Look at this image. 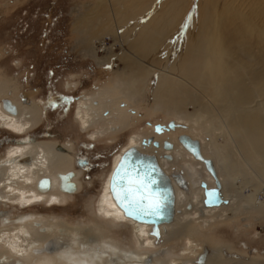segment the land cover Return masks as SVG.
Masks as SVG:
<instances>
[{"label": "bare ground", "instance_id": "bare-ground-1", "mask_svg": "<svg viewBox=\"0 0 264 264\" xmlns=\"http://www.w3.org/2000/svg\"><path fill=\"white\" fill-rule=\"evenodd\" d=\"M191 2V0H97L94 8L90 7L77 15L73 24L74 30L79 33L82 42L91 45L83 47L96 61L115 69V83L127 95L142 94L148 84V78L159 71L158 79L153 82L151 89L156 102L179 113H186L185 106L188 103L198 104L205 114L196 121L204 125L212 136V142L219 154L220 168L228 172L232 184L239 181L247 190L249 187L248 193L243 195L244 198L247 197L250 206L259 207L263 211L264 197L258 198V193L264 194V0H199L190 23L188 26L185 25L188 27L187 30L179 33L178 25L183 22ZM244 2H247L246 12L241 10ZM174 35L177 36L175 38L177 40L172 43ZM108 36L111 41L109 43L105 41ZM116 43L118 48L121 47L119 53L115 49ZM100 47L103 48V52L98 55L96 48ZM165 48L168 49L167 55L164 60H160L161 51ZM103 53L105 57L100 55ZM133 53L136 57H133ZM92 97L90 94L81 96L74 113L85 131L93 127L94 121L100 119V115L95 113L99 108L102 109V103L97 105ZM205 99L207 102L203 103ZM15 108L16 112H10L0 103V123L12 133L23 135L30 124L32 125L30 111L28 112L29 109L26 107L20 109L16 104ZM99 127L96 132H92L91 137L95 138L99 133L104 134L107 131L104 126ZM138 139L131 137L127 145L115 154L113 166L127 146L142 145V141ZM219 139H223L225 143L222 144ZM198 141L201 150L203 145L200 140ZM183 147L188 152L182 148L180 150L192 164L198 168L201 164L196 160L204 164L184 145ZM52 153L45 148H34L32 145L10 146L4 160L0 162L2 195L0 197L5 202L13 201L23 208H30V205L43 202H47L48 207L61 206L72 198L74 196L72 192L76 190L75 194L80 187L74 178L75 171L71 172L74 174L71 178L74 182L73 187L59 190L57 176L61 177L62 171H56L53 175ZM200 169L202 177L213 184L215 178L212 173L206 167L203 169L201 166ZM214 169L219 179L218 167L214 165ZM110 172L111 169L96 200L95 214L100 219L131 224L138 246L142 249L153 247L155 238L150 233L151 225L124 215L113 199L109 189ZM42 175H47L50 181L49 187L43 189L36 186L38 177ZM180 178L182 179V176ZM219 181L221 193L227 195L225 185L222 192L221 179ZM181 184L183 187L186 186L183 179ZM63 186L66 187V184ZM196 189H200L199 185ZM244 191L245 189L241 193ZM182 194L180 192V195H175V213L172 220L159 224L160 238L167 229L164 224L173 222L177 201L178 198L179 200L183 198ZM234 198L237 200L236 196ZM228 202L227 198L226 202L223 201L225 204ZM232 202L233 199L231 204ZM223 203L205 206H220ZM209 211H211L208 212L209 219L210 213L223 217L225 207H213ZM18 220L20 223L13 226V229L7 231L0 229V249L4 251L0 254V262H9L14 258L18 261L23 260V264H96L98 262L93 261L100 260L99 253L103 252L111 258L108 259L111 261L110 264L144 262L145 256L139 257L125 250L117 252L118 250L110 246H106L105 251L100 249V252L92 251L95 257L83 251H80V254L85 255L79 256L78 251L73 249L75 246L73 248L65 246L64 240L67 237L63 228H59L55 234V237L59 238L56 241L50 234L52 232L47 231L49 225L45 226L40 219H34L32 214L20 216ZM57 245L67 247L66 251L63 249L54 253L56 256L52 257L51 253L55 252ZM202 251L207 254L211 247L205 243ZM113 256L119 261L114 260ZM204 259L202 261L199 259V263H203ZM150 260L148 257L144 264ZM170 263L176 264V261Z\"/></svg>", "mask_w": 264, "mask_h": 264}, {"label": "rangeland", "instance_id": "rangeland-1", "mask_svg": "<svg viewBox=\"0 0 264 264\" xmlns=\"http://www.w3.org/2000/svg\"><path fill=\"white\" fill-rule=\"evenodd\" d=\"M191 1L189 13L178 25L179 33L187 30L186 26L190 23L192 13L199 2V0ZM96 2L97 0H0V103L2 104L3 97H8L19 105L20 109L22 107L29 109L32 122L29 128H32L31 131L37 129L38 132L36 139L31 140L34 142L29 140L27 145H32L34 148L42 147L53 152V164H51L53 175L56 171L72 168L79 174L77 180L80 186L75 194L76 190L72 192L74 195L72 198L61 206L51 207L54 209L48 210L38 205L26 210L0 205V210L6 209L1 218L13 216L11 219H15L23 214H32L34 219H40L46 224L45 226L49 225L47 231L52 233H47H50L56 241L59 238L55 237V234L59 228H63L65 237L68 238L63 239L65 246L72 248L75 246L73 249L78 251L79 256L89 252L95 257V251H105L106 246H110L118 250L117 252L125 250L139 257L145 256L144 259L150 257L151 264H171L173 260L176 264H203L194 260L202 243H206L217 249V254L211 258L214 263L207 261L208 264H264V210H260L259 207L248 212L244 210L243 205L249 202L243 195L248 193L249 187L247 190L239 181L232 184L228 172L220 168L219 154L212 142V136L204 125L196 121L205 114L200 106L196 103H188L185 106L186 113H179L156 102L151 89L153 82L158 79L159 71L158 74L156 72L148 78V84L142 94L129 96L116 85L115 69L96 61L84 49L83 46L91 47V45L80 40L79 33L74 30V20L81 12L87 11L90 7L94 8ZM241 10L247 11V2L242 4ZM191 31L192 34L193 29ZM107 38L105 41L111 42L110 37ZM175 38L176 35L171 39L172 43L177 40ZM96 49L98 55L103 52L102 47ZM115 49L118 53L121 51L117 43ZM167 50L165 48L161 51L160 60L165 59ZM100 55L105 57V53ZM134 55L135 53L133 57H136ZM89 94L93 96L92 99L97 105L102 103V109L99 108L95 113L100 115V119L94 121L93 127L85 131L74 113L78 99ZM23 95L30 99H21ZM204 102L207 100L205 99ZM170 119L180 125L175 132H173L174 128L170 129L164 124ZM156 121L163 124L162 128L166 129L161 132L154 130ZM99 126H104L107 131L104 134L99 133L95 138L91 137L92 132H96ZM174 127L176 128L177 125L175 124ZM45 130L51 135L43 133ZM152 133L159 140V145L150 146L151 144L147 143L148 148L145 151L148 150L149 153L155 151L161 163L168 161L166 154H170L172 160L170 166L181 176H186L187 179L183 177V181L187 187L189 186L187 180L191 184L188 200L193 203V207L190 210L186 207L187 195L181 200L178 198L173 222L164 224L167 229L161 238V232L158 239L154 236L153 247L142 249L134 239V228L131 224L100 219L95 214L96 200L115 154L127 145L131 137L134 136L142 141ZM181 133L200 140L204 149L203 154L213 159L214 165L218 167V175L225 185L227 195L233 199L231 207H225L223 217L217 216L218 214L213 216L210 213L211 219H209L208 212H211L209 210H204L205 215L199 214L197 207L201 204L194 201L201 190V188L196 189L198 185L201 187L198 182L204 180L200 168L202 166L204 169L205 166L201 161L196 160L201 164L198 168L180 150L177 135ZM12 134L14 133L0 123V137H2L0 157L4 156L5 147L9 143L19 142L20 139L12 138ZM163 138L171 140L172 146L163 147ZM90 139L93 141L89 142ZM219 140L223 142L222 144L225 143L223 139ZM20 144L25 145V143ZM142 144L144 145L143 141ZM182 149L186 150L184 147ZM77 152L88 155L96 162L94 168L88 171L90 176L87 178L81 175L83 172L80 168H73ZM244 189L246 192L242 194ZM263 197L262 192L258 193V198ZM228 212H233L234 216L228 218ZM0 227L3 231L14 228L11 224ZM98 245L102 247L99 248ZM60 247L57 245L55 252L51 253L52 257L56 256L54 253L63 249L66 251L67 247ZM80 251L85 254L82 252L80 254ZM2 252L4 251L0 249V254ZM105 254L106 252L99 253L100 260L93 262L110 264L111 258ZM113 259L119 261L115 256ZM11 262L23 264V260Z\"/></svg>", "mask_w": 264, "mask_h": 264}, {"label": "flooded vegetation", "instance_id": "flooded-vegetation-1", "mask_svg": "<svg viewBox=\"0 0 264 264\" xmlns=\"http://www.w3.org/2000/svg\"><path fill=\"white\" fill-rule=\"evenodd\" d=\"M21 99H23V100H27V99H30V98H26L24 95L23 96H21ZM43 109H44V107L42 106V114H43ZM148 121V120H147ZM149 121H152V120H149ZM171 121V119L170 120H168L167 121V123H164L168 128H170V129H173L170 125H169V122ZM157 122H159V121H156V123H155V125H154V127H153V129L154 130H158V131H163L164 129H166V128H162V126H163V124H160V123H157ZM175 123V122H174ZM174 123L172 124L173 126H174ZM177 124V123H176ZM178 126H180V125H177V127L174 129V131L173 132H175L177 129H178ZM30 129V128H29ZM32 129V128H31ZM31 129H30V131L29 130H27L23 135H17V133L14 135V134H12L13 136H11L12 138H15V137H17L18 139H20L19 140V142H11V143H9L6 147H5V151H4V156H5V152H6V148L8 147V146H10V145H12V144H15V145H21L20 143H25V145H27L28 143L27 142H29V140L31 141L32 139H36L35 138V136L37 135L36 133L38 132V130L36 129V130H33V131H31ZM162 129V130H161ZM47 130V129H46ZM43 131V133H45L46 135H51V134H49V132L48 131ZM29 131V132H28ZM31 133H35L34 135L33 134H31ZM32 135V136H31ZM151 135H152V137H151ZM179 135V134H178ZM178 135H177V138H178ZM1 138L2 137H0V140H1ZM11 138V139H12ZM152 138V140H150ZM10 139V138H9ZM145 139V140H144ZM145 141V142H150V141H152L151 143H148L150 146H152V144H155V142H156V144H158V142H159V140L157 139V138H155V135L152 133V134H150L147 138H143L142 139V141ZM93 140H91L90 139V141L89 142H92ZM143 141V142H144ZM31 142H34V141H31ZM144 142V143H145ZM147 144V143H146ZM146 144H144V145H146ZM143 144L142 145H139L138 146V148L139 149H141L142 151H144V152H148V150H146L145 151V149L146 148H148V146L146 145V146H144ZM162 145H163V147H171L172 146V141L171 140H169L168 138H163V140H162ZM149 146V147H150ZM178 146H180V148H182L183 147V145L180 143V145H178ZM203 147L201 146V151L203 150L202 149ZM8 149V148H7ZM179 149V148H178ZM187 151V150H186ZM149 153V152H148ZM154 155H156V158H157V160H158V162H159V164L164 168V170L168 173V175H169V178H170V181H171V183H172V185L174 186V189L178 192V193H176V191H175V195L177 196V195H180V192H182L183 194V197L185 196V195H187V199L186 200H188V198H189V195H190V188H191V184H190V182L187 180V182H188V187H187V184H186V186L185 187H183V185L181 184L182 183V179H183V177H185L186 178V176L184 175H182V179L180 178V175H179V173L178 172H176V171H174L173 170V168L170 166V165H172V164H170V162H172V160L169 158L168 159V157H166L167 158V160L168 161H165L164 163L162 162H160V159L158 158V156H157V154H156V152L154 151V152H152ZM202 153H203V151H202ZM166 155H169L170 156V154L169 153H167ZM204 155V154H203ZM4 156H2V157H0V162H2V160H4ZM205 156V155H204ZM26 157V156H25ZM205 157H208V156H205ZM21 158H24V157H21ZM21 158H19V160L21 159ZM26 159H29V158H25V160ZM25 160H23V162H26ZM30 160V159H29ZM113 160V159H112ZM169 160H171V161H169ZM30 162V161H29ZM95 163L96 162H94V161H92L91 159H90V157L88 156V155H83L82 153H80V152H77V154L75 155V160H74V167L73 168H80L81 169V172H83V174H81L83 177H89L90 176V174H89V172L88 171H90L92 168H94V166H95ZM112 163H111V170H112ZM166 169H170V171H168V170H166ZM172 169V170H171ZM73 171H75L74 169H72V168H70V169H67V170H65V171H62L61 173H62V176L61 177H58L57 176V187L59 188V190H65V189H63V188H68V187H72V185L70 184V182H73L72 180H71V178H72V176L74 175V174H72L71 172H73ZM64 172V173H63ZM110 174V173H109ZM79 175V174H78ZM78 175H77V173H76V171H75V176H74V178H75V180L77 179V177H78ZM209 175L210 176H212L210 173H209ZM45 177H48L47 175H42V176H40V177H38V179H37V181H36V186H38L40 183H42L43 182V179L45 178ZM212 178H213V176H212ZM179 179V180H178ZM187 179V178H186ZM220 179V178H219ZM213 180H214V178H213ZM181 181V182H180ZM76 182V181H75ZM77 182H78V180H77ZM77 182H76V184H77ZM64 183L66 184V187H64L63 185H64ZM74 183V182H73ZM202 183H204V184H206V187H215L216 186V184H215V180L213 181V184L212 183H209L207 180H203V179H201L200 180V182H199V184H200V188H201V190H200V194L199 195H197L196 196V198H195V203H200L201 204V206H198L197 208H198V212H199V214L200 215H205V213H204V210H209V209H212L213 207H226L227 206V208L228 207H231V198L228 196V195H224V193L222 194V199H223V201H225L226 202V198L227 199H229V202L228 203H223V201H221V202H219V203H217V204H220V203H223L222 205H220V206H212V207H207V206H205V204H204V201H203V197H204V186L202 185ZM59 184V185H58ZM78 184H79V182H78ZM39 187V186H38ZM52 188V187H51ZM38 189V188H37ZM39 190V189H38ZM50 190V189H49ZM189 190V191H188ZM48 191V190H47ZM220 191H221V187H220ZM222 192H223V184H222ZM223 195H224V197H223ZM1 197H2V195H0ZM0 197V198H1ZM1 200H3L2 198L0 199V201ZM45 201H46V199H45ZM187 202V208H188V210H190L191 209V207H193V203L192 202H190V200H188V201H186ZM7 204V205H6ZM46 204H47V202H43V203H41V204H35V205H30V208H32V207H35V206H41V207H43V208H46V209H54V208H51V207H47L46 206ZM0 205H3V206H7V207H11V206H13L14 208H16V209H18V207L19 208H23V207H21V205L20 204H17V203H15V202H13V201H11V202H5L4 200L2 201V202H0ZM212 205H216V204H212ZM241 205H243V203H241ZM29 207V206H28ZM251 207H253V206H250V204L248 203V204H244L243 205V208H244V210L245 211H247L248 212V210H252L253 208H251ZM30 208H24V209H30ZM6 210V209H5ZM5 210L4 209H2V210H0V226H4V225H7V224H11V226H15V225H18L19 223H20V221L18 220L20 217H18V218H15V219H11L13 216H11V217H8V218H4V219H2L1 218V216L4 214V212H5ZM178 211V210H177ZM229 214H231V215H229ZM25 215H28V214H25ZM25 215H21V216H25ZM227 217L229 218V217H233L234 215H233V212H228L227 213ZM30 216V215H29ZM218 220V219H217ZM1 228V227H0ZM204 244L205 243H202V245H201V249H200V251L198 252V254H197V256H196V258H195V262H197V263H199V259L200 258H198V255L202 252V250H203V248H204ZM209 245V244H208ZM210 246V245H209ZM45 247V246H44ZM208 247V246H207ZM211 247V246H210ZM217 254V249H215V248H213V247H211V251L209 252V253H207L206 255L207 256H205L206 258L204 259L205 261H203V264L204 263H206V264H208L207 263V261H210V262H212V263H214L213 262V259H211L214 255H216ZM1 256V255H0ZM18 261V259H12L11 261ZM2 261V260H1ZM11 261H9V262H6V261H3V262H0V264H13ZM148 261V258H145L144 259V263H146ZM193 261V262H194ZM150 262H151V260H150ZM17 263V262H16ZM148 264V263H147ZM225 264H230V263H225Z\"/></svg>", "mask_w": 264, "mask_h": 264}, {"label": "water", "instance_id": "water-1", "mask_svg": "<svg viewBox=\"0 0 264 264\" xmlns=\"http://www.w3.org/2000/svg\"><path fill=\"white\" fill-rule=\"evenodd\" d=\"M2 105L3 107L10 112H16L15 104L8 98V97H3L2 99ZM174 123V120H171L169 122V125L173 128L174 126L172 125ZM178 139L180 142L194 155V157L202 160L204 162L205 167L212 173V175L215 178V187H206V184L202 183L204 186V197L203 201L205 205H212V204H217L221 201L222 199V194L220 191V181L217 178V175L215 173L214 165L212 160L209 157H205L199 146V141L196 138L190 137L188 134L181 133L178 135ZM145 140V139H144ZM143 140V141H144ZM145 142V141H144ZM156 144V142H155ZM126 154H130L131 162L136 165L137 170L139 173H143L145 170H147L153 179L157 181L156 184H154L152 187L154 190H160L164 192L167 196V199L165 201V206L162 210V217H144L143 219L137 218L135 216H130L123 204L116 198V195L113 191L112 184H113V173L116 172L117 166L120 165L121 160L125 158ZM166 157H170L169 155H166ZM181 176V174L179 173ZM179 180V179H178ZM70 184L74 185L73 182H70ZM50 181L49 177H45L43 179V182L40 183L38 186L39 188L43 189L46 187H49ZM109 189L111 191V195L117 205L122 209L124 215L127 217H130L136 221L143 222V223H148L151 225L150 227V233L153 234L156 239L159 238L160 236V231H159V224L162 222H169L172 220L174 213H175V193H174V188L173 185L170 181L168 173L164 170V168L159 164L156 155L153 153H148L144 152L141 149H139L136 145H129L127 146L120 154L117 162L115 165L112 167V170L110 172L109 176ZM208 249V247H207ZM205 251H202L199 255L198 258L202 261L205 258Z\"/></svg>", "mask_w": 264, "mask_h": 264}, {"label": "snow or ice", "instance_id": "snow-or-ice-1", "mask_svg": "<svg viewBox=\"0 0 264 264\" xmlns=\"http://www.w3.org/2000/svg\"><path fill=\"white\" fill-rule=\"evenodd\" d=\"M157 181L145 170L139 173L131 162L130 154H126L113 173L112 188L116 198L123 204L130 216L162 217L167 196L160 190H154Z\"/></svg>", "mask_w": 264, "mask_h": 264}, {"label": "crops", "instance_id": "crops-1", "mask_svg": "<svg viewBox=\"0 0 264 264\" xmlns=\"http://www.w3.org/2000/svg\"><path fill=\"white\" fill-rule=\"evenodd\" d=\"M189 12L187 11V14H188ZM185 17H186V15H184V19H185Z\"/></svg>", "mask_w": 264, "mask_h": 264}]
</instances>
